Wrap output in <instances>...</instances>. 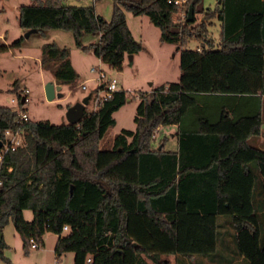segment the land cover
<instances>
[{"label": "trees", "instance_id": "1", "mask_svg": "<svg viewBox=\"0 0 264 264\" xmlns=\"http://www.w3.org/2000/svg\"><path fill=\"white\" fill-rule=\"evenodd\" d=\"M200 3L112 0L108 20L93 5L62 0H31L19 6L18 23L24 29L36 27L43 34L51 27L70 29L78 47L91 49L116 69L126 53L142 46L125 10L145 13L159 27L162 41L185 46L195 38L204 50L216 45L221 53L259 55V92H197L183 89L179 81L134 90L135 128H122L109 148L99 147V140L115 123L113 112L132 97L128 89L118 87L96 108H85L77 123L20 120L19 109L0 104V138L10 128L20 129L25 139L0 160V230L12 220L27 249L34 231L22 209L30 208L41 210L45 228L57 234L55 253L73 251L72 264H150L148 259L165 264L162 254L169 253L176 254V264H200V255L216 251L217 215L226 214L241 264H264V148L247 141L261 126L264 0H220L205 9ZM190 4L192 19L187 18ZM213 16L220 21L218 41L208 31ZM83 32H97L99 38L83 44ZM20 39L11 44L18 45ZM6 47L0 44V49ZM40 48L43 68L61 83L76 81L67 46L52 40ZM161 123L178 124L175 169L151 167L152 141ZM176 201L186 202L185 210L177 209ZM4 246L1 236V255Z\"/></svg>", "mask_w": 264, "mask_h": 264}, {"label": "rangeland", "instance_id": "2", "mask_svg": "<svg viewBox=\"0 0 264 264\" xmlns=\"http://www.w3.org/2000/svg\"><path fill=\"white\" fill-rule=\"evenodd\" d=\"M31 0H0V44H7L5 49H0V104L9 105L12 108L25 111L31 120L48 119L51 123L66 122L65 110L68 103L79 100L84 94L97 83L96 75L98 67L102 68L108 76H115L117 86L128 89L135 94V89L150 90L156 85L169 81H179L182 75V59L190 54H197L196 47H202V42L195 38L188 39L185 46H178L176 42L162 41L159 38L160 30L145 13H133L125 10V19L132 34L140 40L142 46L135 51L131 62L128 53L125 54L122 66L119 69L108 66L106 62L99 59L91 49L83 50L74 42L73 32L70 29L51 27L40 31H31L24 35L27 29L18 23V12L21 4L30 3ZM218 0H201L199 7L207 6L214 8ZM64 4L93 5L95 10L105 19H110L112 11V0H62ZM185 6H181L180 18L183 19ZM201 12L196 15L202 19ZM219 19L213 16L208 23L210 36L218 41ZM18 45L11 42L19 38ZM97 32H83L81 42L89 44L97 41ZM55 41L60 46L69 48V59L75 66L78 77L75 82L63 83L61 95H54L48 99L45 95L44 85L46 81L53 78L51 71L43 68L39 62L41 44L45 41ZM182 49L184 52H182ZM94 66L96 70H91ZM84 82L86 87H82ZM22 97L24 100H22ZM138 97L135 95L126 100L113 112L115 123L109 126L99 140V147L109 148L113 142V136L122 128L134 129V114ZM86 109L92 108L90 100ZM162 127L155 130L153 146L163 140L164 148H175V140L168 138ZM251 143V138L247 140ZM254 174L258 173L255 162L251 163ZM257 183L254 185L256 198ZM255 205L257 202L255 200ZM23 217L30 224L31 231L37 235L39 229H43L41 241L36 247L28 245L23 247V239L16 229L12 220L6 222L1 228L2 238L5 246L0 254V264H72L73 251L67 250L56 254L53 245L57 234L46 229L44 219L40 213L34 214L30 208L22 209ZM227 215H217L218 232L216 251L208 255H201L207 264H241L236 255V245L233 236V228L225 223ZM40 227V228H39ZM65 230V228H64ZM167 255L162 254V257ZM199 257V258H200ZM230 261V263H228ZM155 263V262H154ZM244 263V262H243ZM157 264V263H155ZM168 264V263H165Z\"/></svg>", "mask_w": 264, "mask_h": 264}, {"label": "crops", "instance_id": "3", "mask_svg": "<svg viewBox=\"0 0 264 264\" xmlns=\"http://www.w3.org/2000/svg\"><path fill=\"white\" fill-rule=\"evenodd\" d=\"M217 2L219 4L220 0H218ZM207 8H211V6L208 5ZM215 47L216 45H213L211 47L207 46L204 50L203 47L197 46V54H190V52L189 56L183 57L181 65L183 71L179 79L181 87L183 89L197 92H221L235 94L258 93L260 80V56L257 54L249 53H221L217 51ZM182 52H184L183 49ZM133 54L134 52L132 53V56ZM98 58L101 59L100 57ZM73 67L75 68L74 65ZM53 79L54 77L50 80ZM62 85L63 83H61V86ZM260 111V131L259 133L250 135L249 137L252 140L250 144L264 148V93L262 94ZM162 127L165 129L164 133L166 135H169L168 138L175 140L176 143L175 148L167 147V149L173 150L172 152L176 153L178 147V124L161 123L155 130H159ZM163 148L164 142L160 141L157 147H155V150L161 151V149ZM181 202L185 203V207L183 209L179 207V203ZM175 207L179 210H185L186 202L176 201ZM37 213H40V215L42 216L41 210H37L36 212H34L35 215ZM30 226L32 225L30 224ZM42 231L43 229H39V232L37 233V236L40 238V242H42ZM203 257L199 258L200 264H207L206 259ZM167 260L168 264H176V254L169 253L167 255ZM148 261L150 264H155L150 259H148ZM186 261L187 259L185 258V262Z\"/></svg>", "mask_w": 264, "mask_h": 264}, {"label": "built area", "instance_id": "4", "mask_svg": "<svg viewBox=\"0 0 264 264\" xmlns=\"http://www.w3.org/2000/svg\"><path fill=\"white\" fill-rule=\"evenodd\" d=\"M170 1V0H169ZM186 0H173L174 3L182 5ZM199 49V48H198ZM91 70H96L94 66H91ZM97 83L92 87L93 91L89 92L90 96L88 102L92 101V108H96L97 105L105 98L109 97L112 92L118 88L117 79L115 76H108L106 72L98 67L96 75ZM82 87H86L85 83H81ZM91 88V89H92ZM18 118L20 120L28 119L29 116L25 111L18 112ZM0 160L4 153L9 149H15L18 145L25 143L24 136L20 129L6 128L3 133V137L0 138ZM177 165V154L170 151H158L155 150L151 154V167L153 169L170 168L175 169ZM67 228V225H63V229ZM30 245L33 247L38 246L39 240L36 234L29 236ZM89 260V257L87 258Z\"/></svg>", "mask_w": 264, "mask_h": 264}, {"label": "water", "instance_id": "5", "mask_svg": "<svg viewBox=\"0 0 264 264\" xmlns=\"http://www.w3.org/2000/svg\"><path fill=\"white\" fill-rule=\"evenodd\" d=\"M192 13H193V7L190 4L187 10V18L188 19H192ZM31 31H36V27H31L28 28L24 35H28ZM128 57H129V62H131L132 60V53H128ZM44 90H45V95L48 99H51L52 97H54V95H61V82L59 81L58 78H54L53 80H48L46 81L45 85H44ZM90 93L87 92L86 94H84L79 100H75L73 103L69 104L65 110V115L67 118L68 122L71 123H77L78 120L81 118V116L83 115L84 109L86 104L88 103V99H89ZM127 100L129 99V97L126 98ZM22 100H24V98L22 97ZM0 145H1V140H0ZM2 236L1 230H0V238Z\"/></svg>", "mask_w": 264, "mask_h": 264}]
</instances>
